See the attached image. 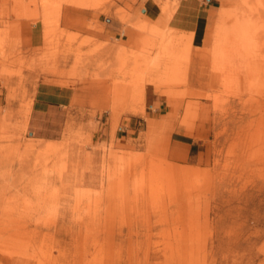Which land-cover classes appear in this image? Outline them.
Segmentation results:
<instances>
[{"label":"rangeland","instance_id":"obj_1","mask_svg":"<svg viewBox=\"0 0 264 264\" xmlns=\"http://www.w3.org/2000/svg\"><path fill=\"white\" fill-rule=\"evenodd\" d=\"M179 1L0 0V264H264V0L201 44ZM44 75L74 88L52 140Z\"/></svg>","mask_w":264,"mask_h":264},{"label":"crops","instance_id":"obj_2","mask_svg":"<svg viewBox=\"0 0 264 264\" xmlns=\"http://www.w3.org/2000/svg\"><path fill=\"white\" fill-rule=\"evenodd\" d=\"M216 7V0H180L169 24L182 31L195 32L201 29V44L205 40L208 23L213 21L214 24L216 20H213ZM71 10L77 13L81 11L77 8ZM64 22L62 19V23ZM19 32L23 39L30 42L42 39V29L38 23L23 25ZM65 83L71 82L47 75L40 77L27 122L28 132L33 136L51 140L61 137L67 115L65 108L70 104L74 92V88ZM155 94L151 89L147 95L151 98V103H157L160 109L162 100Z\"/></svg>","mask_w":264,"mask_h":264},{"label":"bare ground","instance_id":"obj_3","mask_svg":"<svg viewBox=\"0 0 264 264\" xmlns=\"http://www.w3.org/2000/svg\"><path fill=\"white\" fill-rule=\"evenodd\" d=\"M151 82H153V80H151ZM151 84H154L156 86V89L159 88V86H160L159 83H158V81H154ZM192 94L193 93H191V95ZM137 95H138V98L140 97L142 99V101H144L143 100V97H144V87H143V85L138 86L137 91H136V96ZM130 111H131V113H138L139 111H143V110L138 109L137 106L135 105V106H132L131 107Z\"/></svg>","mask_w":264,"mask_h":264}]
</instances>
